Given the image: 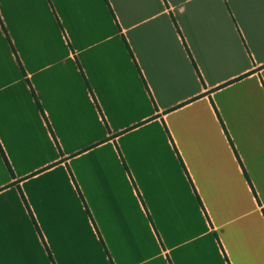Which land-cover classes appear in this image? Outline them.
<instances>
[{"label":"crops","instance_id":"0c3cea01","mask_svg":"<svg viewBox=\"0 0 264 264\" xmlns=\"http://www.w3.org/2000/svg\"><path fill=\"white\" fill-rule=\"evenodd\" d=\"M0 148V264H264V0H0Z\"/></svg>","mask_w":264,"mask_h":264},{"label":"trees","instance_id":"16d2710c","mask_svg":"<svg viewBox=\"0 0 264 264\" xmlns=\"http://www.w3.org/2000/svg\"><path fill=\"white\" fill-rule=\"evenodd\" d=\"M0 153H1V156L3 157V159H4V161H5V164H6L7 168H8V170H9V172L12 174L11 169H10V167H9V165H8V163H7V161H6L5 157H4V155H3V152H2V150H1V148H0ZM50 259H51V257H50Z\"/></svg>","mask_w":264,"mask_h":264},{"label":"rangeland","instance_id":"374dc122","mask_svg":"<svg viewBox=\"0 0 264 264\" xmlns=\"http://www.w3.org/2000/svg\"><path fill=\"white\" fill-rule=\"evenodd\" d=\"M24 75H25V74H24ZM36 79L38 80V79H39V76H37Z\"/></svg>","mask_w":264,"mask_h":264}]
</instances>
